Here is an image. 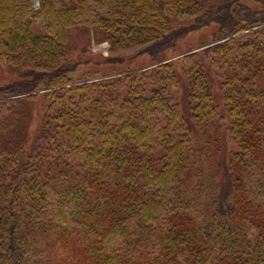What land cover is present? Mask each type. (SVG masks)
Segmentation results:
<instances>
[{
	"label": "trees",
	"instance_id": "trees-1",
	"mask_svg": "<svg viewBox=\"0 0 264 264\" xmlns=\"http://www.w3.org/2000/svg\"><path fill=\"white\" fill-rule=\"evenodd\" d=\"M238 1L0 0L21 78L0 85V264H264V13ZM213 23L203 53L163 59ZM80 28L153 63L74 79Z\"/></svg>",
	"mask_w": 264,
	"mask_h": 264
},
{
	"label": "rangeland",
	"instance_id": "rangeland-1",
	"mask_svg": "<svg viewBox=\"0 0 264 264\" xmlns=\"http://www.w3.org/2000/svg\"><path fill=\"white\" fill-rule=\"evenodd\" d=\"M227 0H202L206 6H214L219 3H223ZM244 3L252 8V10H263L264 0H239L235 5ZM196 16L193 14H178L174 26L177 28H188L195 23ZM36 29H43L44 22L36 21ZM219 30V25L213 23L211 25L202 27L201 29L193 30L180 38L176 44L169 48L164 54L163 59L179 62L183 59V56L190 51L196 50L199 53H203L207 45L212 43L215 34ZM68 46L71 50L68 55L67 64L73 65L79 62V66L76 71L72 73L74 79H82L86 75H104L112 74L114 72H123L126 70H136L149 67L153 61L147 54L138 53L141 46H136L128 49L112 50L108 41L98 42L91 33L84 32L83 28L76 31H71L68 40ZM102 46H106L102 48ZM111 62H110V61ZM21 79L16 74L14 68L10 64H0V85L12 83ZM212 89L216 99V103L220 107L221 113L226 115V109L222 99V91L220 89L219 81L215 71L212 72ZM42 95V93H41ZM42 100V99H40ZM39 104V103H38ZM41 108L36 107L33 114V123L30 128L31 135H33L40 125ZM230 147L233 145L230 144Z\"/></svg>",
	"mask_w": 264,
	"mask_h": 264
},
{
	"label": "built area",
	"instance_id": "built-area-1",
	"mask_svg": "<svg viewBox=\"0 0 264 264\" xmlns=\"http://www.w3.org/2000/svg\"><path fill=\"white\" fill-rule=\"evenodd\" d=\"M34 2V7L35 8H39L40 7V0H33ZM106 47V46H105ZM104 46H102V48H105Z\"/></svg>",
	"mask_w": 264,
	"mask_h": 264
}]
</instances>
